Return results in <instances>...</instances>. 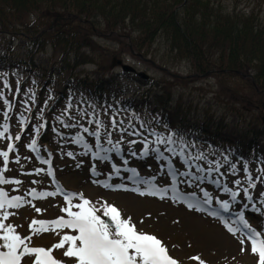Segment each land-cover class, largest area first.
Listing matches in <instances>:
<instances>
[{"label":"rangeland","instance_id":"1","mask_svg":"<svg viewBox=\"0 0 264 264\" xmlns=\"http://www.w3.org/2000/svg\"><path fill=\"white\" fill-rule=\"evenodd\" d=\"M213 2L221 3L225 7H234L236 4L238 8L242 9L248 5L247 0H213ZM259 4V3H258ZM31 21V20H30ZM29 21V22H30ZM38 28L43 27L41 20L37 21ZM12 36L7 39H11ZM3 41V37L0 36ZM98 45L117 51L120 54L123 63H126L134 67L137 71H143L149 78L147 81L141 80L138 88H143V93L139 98L144 100L146 96L145 92L149 94V109H155L159 112L162 111L165 106L169 111H176L178 116V122L184 121L188 123V127L195 122L198 124H207L210 128L221 132L223 135H227L229 139L241 140L245 135L247 129L250 132L248 138H245L247 142L254 141V148L262 156L264 161V92H259V89L248 83L247 80L251 79L247 74L234 76L229 72H208L207 74L196 73L191 64L186 61L175 62L168 58L164 44L158 42L153 47V54L147 56V59L155 63L153 66L151 63L142 60L141 58L133 55L129 52L127 47L119 44L116 38L110 37H98L95 38ZM127 43L129 40L123 38ZM30 40L24 36H17L15 41L10 43L4 49V46L0 45V54L6 52L9 55L10 61L14 62V66H21L26 57V52L30 49ZM97 61L98 58L102 61V52L99 48H96L94 52ZM60 53H54L50 48H46L44 51L34 56V63L36 64L35 72L37 73L32 77V82L35 83H53L52 87H60L59 82L62 78V63ZM54 65V66H53ZM55 67L52 72L51 80L48 81L46 77L40 76V70L43 68ZM53 69V68H52ZM119 66L114 64L112 72H120ZM77 75L80 77H89V79L97 82L99 77L102 76L98 73L95 65L86 64L81 66ZM6 76L5 73H0V79ZM252 82V81H251ZM15 87V86H14ZM149 89V90H147ZM129 86H123V90L120 92L125 95H135L136 89H132V93L129 92ZM156 96L161 98V104H156ZM145 97V98H143ZM8 100V99H7ZM9 101V100H8ZM31 106L28 104V107ZM108 109H111L109 107ZM158 113H154L150 116V123L161 124V129L144 127L141 128V124L134 116L128 115L124 111H119L114 117L116 121L120 123V127L127 129L123 134L124 141L121 144L123 151L120 155L109 153L110 156H114V159L109 160L107 163L96 160L92 157L91 151H100L95 146V137H89L88 133L83 132V128L80 129L79 134L82 135L85 140L92 146L91 151L87 155H83L86 150L82 145L73 143V139L66 141H59L53 145H47L39 141V136L42 128H39V135L34 130L30 132L26 141L22 145V151L25 154L19 156V163H16L15 151L18 145V141L13 139L11 142L15 145V150L9 153V167L5 172V176L8 179H19L20 185H0L4 191L8 192L9 196L19 195L24 198L25 203L19 209H9L10 212L15 213L11 215L8 221L5 223H12L17 232L22 236H31L29 241L30 246H42L45 248L51 247L53 244L59 241L60 235L63 234V230L58 235L56 232L49 230L42 234H33L28 225L33 219L53 220L61 215H66L61 211V208L65 206L63 199V193L73 192L77 194H83L86 199L92 201L97 207L107 202L118 208L123 218H131L132 222L136 225L137 229L146 232L151 235H155L161 239L162 242L169 250V254L178 261V264H199V261L192 259V257L199 256L205 264H255V257L250 252L242 253L240 245L238 243L240 238H244L242 233H238L237 236H232L223 228V225L215 217L208 215V211L218 208V205L214 202L212 205L207 206L208 211H196L194 208L190 209L187 206V201L191 198V194L195 193L194 199H202V192L200 188L218 194L224 197L222 191L216 188L211 183L212 177L219 179L222 183H228L230 180L242 179L244 176L243 166L238 165L235 160L229 158L231 163L237 165V173L232 176L228 167L227 169L221 168V174L213 173L212 176L207 177L204 181L189 184L183 182L184 177H179L177 188L185 193V200L173 201L171 199V179L166 176V164H162L159 160L155 159V154L152 153L146 158H133L128 156L127 149L129 147L128 140H140V137L135 135H128V132L133 131L131 121L135 122L136 128L147 136L151 142L150 146L155 148V136L150 135L151 130H155L157 133L167 136L170 132H174L178 137H182L184 141L185 135L181 136L177 133L175 128L172 130H166V125H163L158 116ZM25 117V116H24ZM124 117L129 118L128 122H125ZM19 116L16 117L18 119ZM3 125L8 124V132L5 134V138H0V151L7 150V143L9 142L6 137H15L16 134L23 135L19 122L11 118L8 113V118L0 116ZM27 121V116L24 118ZM103 122V117L100 118ZM43 121V120H42ZM112 121V118L111 120ZM122 121V123H121ZM177 123V122H176ZM106 124V123H105ZM41 125V124H40ZM101 128V134L105 130L112 131V139L115 143L121 133L119 127L113 130L112 127L107 129V124ZM37 126L36 128H38ZM1 131L3 128L0 127ZM147 129L148 131H145ZM184 133H187V131ZM35 138L37 140V148L41 159L51 161V165L44 164L41 159H37V153L35 156L27 155V153L33 152L27 148V144L31 143V140ZM256 139V140H255ZM242 141V140H241ZM189 145H192L188 143ZM181 141L177 139V142L173 147H176L177 153L181 148ZM101 147L104 149L110 148L111 145L107 143L105 138L101 140ZM135 149H141L142 144L138 143L132 145ZM161 150L164 149L163 145L159 146ZM230 149V147L228 148ZM192 156L198 153H204L207 156V160L202 161H190L193 165L191 169L187 166H181L178 163V158L172 156L171 159L176 162V166L180 168V171L191 170L195 172V164L199 163L202 167H208V161H220L224 165L223 156L227 155L223 152H207L203 146L198 148L190 147L187 149ZM73 153V156H69L68 153ZM211 155H209V154ZM165 156H171L170 153L165 152ZM228 156V155H227ZM259 156V155H257ZM123 158L129 159V166L136 167L141 178L151 179L155 176L154 183L158 187H168V192L162 199L159 196L151 195H139L137 192L131 189L140 187L144 190L146 185L135 184L132 180L128 179L131 173L121 170V175L116 176L112 174L109 179V173L111 172V164L122 161ZM228 166L227 164H225ZM244 165V164H243ZM51 166L53 170V176L47 175V169ZM249 170L253 178L261 175L264 178V173L261 169H264V162L261 160H253L248 162ZM3 167V158L0 157V168ZM96 168V173L93 174L92 168ZM43 169L40 173H36L35 169ZM203 174V173H201ZM38 181V183H33ZM55 181V182H54ZM99 181V182H98ZM107 182L112 187L105 188L103 183ZM118 184L126 185L125 189H117L115 186ZM57 185L63 190L61 193H57L55 196H46L43 198L34 199L29 196L28 193L31 189L35 188L38 192H55ZM229 187L235 188L234 184L229 183ZM243 186H247L246 183ZM264 192V183L257 181V187L250 189V193L253 196L252 204H255L259 211L253 212L250 206L246 210V218H249L250 223L257 230L264 228V203L261 202L260 193ZM129 193L135 197H140L141 201L132 202L130 198L123 196V194ZM227 198V197H224ZM144 199V201H142ZM239 199V198H238ZM31 201V204L27 203ZM74 203L78 200L74 199ZM194 202V200H193ZM247 201H241V206ZM42 209L37 213L35 208ZM225 218L232 213H223ZM106 218V217H102ZM234 218V216H233ZM2 243V241H0ZM63 250H55L53 254L58 259L69 260L62 256ZM70 264V261H69Z\"/></svg>","mask_w":264,"mask_h":264},{"label":"trees","instance_id":"2","mask_svg":"<svg viewBox=\"0 0 264 264\" xmlns=\"http://www.w3.org/2000/svg\"><path fill=\"white\" fill-rule=\"evenodd\" d=\"M247 1L248 5L240 9L237 4L225 7L213 0H0V35L22 33L32 44L27 53L29 66L16 72L8 69V83L18 82L16 108L20 113L27 112L33 125L47 117L43 140H48L51 128L61 133L51 132L54 139H68L82 125L94 130L95 119L103 115L104 121L113 118L114 112L105 111L107 105L113 106V110L131 113L140 103L136 118L142 124L161 129V124L150 123V116L158 113L163 120L162 127L175 128L178 134L185 135L187 143L194 144V149L203 146L207 152L222 151L239 164L258 158L260 152L254 148L255 142L245 140L249 129L242 141L234 143L207 124L194 123L188 127L189 122H178L176 111H169L165 106L161 112L150 110L146 92L144 100L136 96L116 97L114 93L122 90L121 84L140 85V79L134 75L112 72L110 78L100 83L76 77L78 67L87 63L95 64L103 74L109 72L115 53L98 45L95 38H116L121 44L123 35L144 57L153 54V47L161 42L169 59L189 62L198 74L211 70L221 74L228 71L238 77L250 74L253 81L247 80L248 83L260 93L264 92V0ZM39 20L43 22L42 28L37 26ZM123 45L128 47L125 41ZM46 46L63 53V67L69 79L59 82L60 89L50 84H33L30 80L34 72L32 55ZM96 48L102 52L103 63L91 53ZM6 70V56L2 54L0 71ZM52 72L53 69H43L42 76ZM9 92L0 80V93L9 95ZM155 97L156 104H161V98ZM32 99L35 105L27 107ZM4 107L0 99V113ZM89 120L93 123L89 124ZM65 124L74 127H65ZM24 127L30 129L31 126L25 124Z\"/></svg>","mask_w":264,"mask_h":264},{"label":"snow or ice","instance_id":"3","mask_svg":"<svg viewBox=\"0 0 264 264\" xmlns=\"http://www.w3.org/2000/svg\"><path fill=\"white\" fill-rule=\"evenodd\" d=\"M5 87H8L7 81H5ZM18 90V89H17ZM0 99H3V94L0 93ZM3 103L7 107H11L7 99L3 100ZM68 107H71L69 103ZM5 119L8 118V113H4ZM57 119H60L59 117ZM95 129L91 130L87 127H83V132L88 133L90 136L95 137V146L100 151H91V145L85 140V138L77 133L73 138V143L82 145L86 150L83 155H87L91 151V155L94 159L107 163L109 160L114 159V156H110L109 153L120 155L123 151L121 144L124 141V133L127 129L119 127L121 135L113 142L112 131L105 130L103 137L101 134V128H104V124L100 119H95ZM25 119L21 117L19 124L21 130L25 126ZM89 124L93 121L89 120ZM122 123V121H121ZM113 130L117 129V121L113 117L111 121ZM3 131H0V138H5V134L8 132V124L0 125ZM44 125H39L34 129L39 135V128H43ZM65 127H74V125L65 124ZM143 128V124L140 126ZM55 131V129H54ZM145 131H148L145 129ZM150 135L155 136V145L153 148L150 146L151 142L147 136L135 128L133 131L128 132V135H135L140 137V140H128L129 145L127 149L128 156L141 159L149 157L150 154H155V159L159 160L162 164H166V176L171 179V199L173 201L185 200V193L177 188L179 177H184L183 182L194 184L204 181L207 177L212 176L213 173L221 174V168L224 167L220 161H208V167L204 168L199 163L195 164V172L191 170L180 171V168L176 166L171 157L176 156L178 163L181 166H187L189 169L193 167L190 161H202L207 160V156L204 153H198L192 156L187 151L188 148L194 147L189 145L182 137H178L176 133L170 132L166 137L157 133L154 129L149 132ZM102 138H106L107 143L111 145L110 148L104 149L101 147ZM9 141L6 145L7 150L0 151V157L3 158V167L0 168V185H20L19 179H8L5 176V172L9 167V153L15 148V145L11 142L21 140V135L16 134L15 137L7 136ZM177 139L181 141V148L177 153L176 144ZM142 144L141 149H135L132 145ZM160 145L164 146L161 150ZM27 148L37 153V159H41L37 148V140L33 138L31 143L27 144ZM165 152L170 153L171 156H165ZM69 156H73V153L69 152ZM224 164L228 165V169L232 176H235L238 169L235 163H231L227 155L223 156ZM16 163H19V156L16 157ZM44 164L51 165L50 160L41 159ZM131 173L128 176L129 180H132L135 184L146 185L144 190L140 187L131 189L137 192L139 195H151L164 198L168 192V187H158L154 181L155 176L151 179L141 178L136 167L129 166V159L123 158L122 161L111 164V172L109 173V179L112 174L116 176L121 175V170ZM43 169H35L36 173H40ZM93 174L96 173V168H92ZM264 173V169H261ZM203 173V174H201ZM244 176L242 179L230 180L228 183H222L219 179L212 177L211 183L216 186L217 189L223 192L224 197L218 194H214L203 187L200 188L202 192V199H194L195 193L191 194V198L187 201V206L190 209L196 211H208V207L214 202L218 205V208H214L208 211V215L215 217L223 225L228 233L232 236H237L238 233H242L244 238H240L238 243L240 245V251L242 253L250 252L255 257V264H264V228L257 230L250 223L249 218H246V210L251 206L253 212L259 211L255 204H252L253 196L250 193V189L257 187V181L264 183V178L261 175L253 176L250 173L248 163L243 165ZM47 175L53 176V170L51 166L47 169ZM55 182V181H54ZM99 182V181H98ZM38 183V181H33ZM105 188L112 187L106 181L101 182ZM234 184L236 187H229L228 184ZM246 183L247 186H243ZM117 189H125L126 185L118 184L115 186ZM63 190L57 185L55 192H38L35 188L31 189L28 193L29 196L34 199L43 198L46 196H55L57 193H61ZM261 202L264 203V192L260 193ZM239 198V199H238ZM63 199L65 206L61 208V211L66 215H61L53 220L33 219L28 225L33 234H42L49 230L56 232L58 235L63 230V234L60 235L59 241L53 244L51 247L45 248L42 246H30L29 241L31 236H22L16 230L12 223H5L8 221L11 215L15 213L10 212L9 209H19L23 203L24 198L19 195L9 196L8 192L0 188V264H178V261L174 259L170 254L168 248L162 242L161 239L155 235L148 234L146 232L137 229L136 225L132 222V219L123 218L118 208L107 202L97 207L89 199H86L83 194H77L73 192L63 193ZM76 199L78 202L74 203ZM194 200V202H193ZM241 201H247L241 206ZM31 204V201H27ZM37 213L42 209L35 208ZM223 213H232L227 218ZM234 216V218H233ZM108 218L107 222L104 218ZM55 250H63L62 256L69 258V260H62L56 258L53 254ZM192 259L199 261V264H205L199 256L192 257Z\"/></svg>","mask_w":264,"mask_h":264},{"label":"water","instance_id":"4","mask_svg":"<svg viewBox=\"0 0 264 264\" xmlns=\"http://www.w3.org/2000/svg\"><path fill=\"white\" fill-rule=\"evenodd\" d=\"M118 64H120V62H118ZM122 69H123L124 71H133V72H135L133 68H131L130 66H127V65H122ZM138 75H139L140 77L147 78V75L144 74V73H142V72L139 73Z\"/></svg>","mask_w":264,"mask_h":264},{"label":"bare ground","instance_id":"5","mask_svg":"<svg viewBox=\"0 0 264 264\" xmlns=\"http://www.w3.org/2000/svg\"><path fill=\"white\" fill-rule=\"evenodd\" d=\"M123 196L127 197V198H130L132 200V202H138V201H141L140 197H135L133 196L132 194H129V193H125L123 194ZM142 201H144V199H142Z\"/></svg>","mask_w":264,"mask_h":264}]
</instances>
